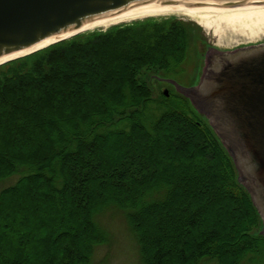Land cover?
<instances>
[{
	"label": "trees",
	"instance_id": "1",
	"mask_svg": "<svg viewBox=\"0 0 264 264\" xmlns=\"http://www.w3.org/2000/svg\"><path fill=\"white\" fill-rule=\"evenodd\" d=\"M193 44L176 17L76 35L0 65V264H89L123 211L144 264H247L261 215L174 74ZM77 253V254H76Z\"/></svg>",
	"mask_w": 264,
	"mask_h": 264
},
{
	"label": "water",
	"instance_id": "2",
	"mask_svg": "<svg viewBox=\"0 0 264 264\" xmlns=\"http://www.w3.org/2000/svg\"><path fill=\"white\" fill-rule=\"evenodd\" d=\"M214 1L239 6L264 0H0V60L141 5ZM152 3V4H151ZM190 94L228 141L264 218V44L214 58ZM166 94L168 92L166 91Z\"/></svg>",
	"mask_w": 264,
	"mask_h": 264
},
{
	"label": "rangeland",
	"instance_id": "3",
	"mask_svg": "<svg viewBox=\"0 0 264 264\" xmlns=\"http://www.w3.org/2000/svg\"><path fill=\"white\" fill-rule=\"evenodd\" d=\"M168 17H176L186 24L187 30L192 35L193 44L190 46L191 48L188 59L183 63L182 67L178 68L179 70L176 73L167 74L165 72H161L157 78H154L153 81L148 83L154 93V96L157 98L165 96L164 92L166 90L169 91L170 95L179 92H183L187 95L190 91H198L202 86V81L206 77L209 62L212 60V56L215 53L217 54L219 52L222 53L223 51H231L234 48H239V46L245 47L251 44L250 42L255 43L261 40L264 41V36H260L259 38L252 40L253 38L250 37V30L244 31L236 27H229L228 29L225 28L226 30L223 37H217V35L214 34L213 28L207 29L201 26L193 16H188L182 13L148 18L163 19ZM142 19L146 18H138L136 21ZM196 84L197 87L190 90L193 86H196ZM190 100V102L193 103L191 104L197 111L195 107L197 105L196 100ZM202 113L198 112V114L203 119H207L210 124V120L206 117V114L204 112ZM221 139L223 145L225 144L224 146L226 147V141H224L222 137ZM18 177L19 175H15L1 182L0 191L7 186L13 185L18 180ZM238 180L242 184L245 183L242 180V175L239 170ZM97 220L99 225L109 233L110 242L96 249L90 264H144L138 240L130 228L127 216L123 211L115 208L107 210L99 215ZM259 231L263 234V218L261 219ZM262 257L263 258L255 263L250 262L248 259L245 261H247V264H264V254Z\"/></svg>",
	"mask_w": 264,
	"mask_h": 264
},
{
	"label": "bare ground",
	"instance_id": "4",
	"mask_svg": "<svg viewBox=\"0 0 264 264\" xmlns=\"http://www.w3.org/2000/svg\"><path fill=\"white\" fill-rule=\"evenodd\" d=\"M194 3L189 6L184 4L141 5L121 14L89 24L81 32L110 28L114 25L132 22V20L138 18L161 17L182 13L193 16L201 26L207 29L213 28L217 37H223L225 30L229 27H236L244 31L250 30L252 40L264 36V2H250L239 6H222L214 1H197ZM55 40L56 38L46 40L32 50L6 57L0 60V64L41 49Z\"/></svg>",
	"mask_w": 264,
	"mask_h": 264
},
{
	"label": "flooded vegetation",
	"instance_id": "5",
	"mask_svg": "<svg viewBox=\"0 0 264 264\" xmlns=\"http://www.w3.org/2000/svg\"><path fill=\"white\" fill-rule=\"evenodd\" d=\"M262 41V40H261ZM257 42H259V41H257ZM250 43H252V42H250ZM243 44V43H242ZM212 49V48H211Z\"/></svg>",
	"mask_w": 264,
	"mask_h": 264
}]
</instances>
